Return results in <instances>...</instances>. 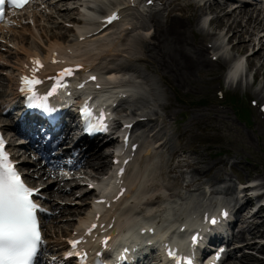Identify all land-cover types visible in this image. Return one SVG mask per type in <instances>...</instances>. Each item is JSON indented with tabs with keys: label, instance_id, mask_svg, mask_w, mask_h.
Here are the masks:
<instances>
[{
	"label": "rangeland",
	"instance_id": "rangeland-1",
	"mask_svg": "<svg viewBox=\"0 0 264 264\" xmlns=\"http://www.w3.org/2000/svg\"><path fill=\"white\" fill-rule=\"evenodd\" d=\"M78 3L71 2L70 4L77 5ZM80 3L86 9L88 8L87 2L81 0ZM63 8L64 6L61 5L51 8L49 11L53 16L49 17L47 22L41 25L38 30L33 31L32 36L20 39L21 34H14L12 40L16 45L15 51L20 48L24 49V46L43 49L53 40L67 36L69 31L63 27L61 20L69 15H76V10H64ZM242 9L255 10L256 12H252L253 15L259 13L258 16L261 21H248V16L234 12L235 15L229 16L228 22H226V19H222L221 13L218 12L211 22L207 20H203L199 24L197 22L199 29H195L196 22L194 20L188 22L185 17L180 16L170 17L176 20H167L164 16L160 17L162 23L160 28L166 30L172 26L177 32H185L191 38V29L201 32L203 30L209 32L215 30L216 32L222 30L221 26L229 25L231 27L230 32L234 33L233 37H229V32L225 29L224 34L217 33L213 39V47L222 55L221 62L228 64L227 69H223L219 64L211 67L204 66V71H195V73L190 74L181 67L175 71L172 68L168 69L157 50L148 51L146 49V46L149 45L150 48L152 43H156L154 37L158 35L155 26L151 27V25L148 28L142 27L132 34L134 37L146 39V42L143 40L145 42L144 47L142 48L140 45L136 48L135 43L130 40L131 36H129L127 50L121 57L122 62L130 60L133 62L134 55L140 58L139 61L137 60L135 69H129L131 77L125 73L127 70L124 71L125 77L131 78L141 89L138 94V104L129 103L125 105L127 112L137 110V112L176 117L177 123H179L178 128L183 126L181 131H183L182 136L185 141L186 156L180 163L194 162L191 165L200 170V174L194 176L191 174L190 168H187L185 177L191 180L200 178L195 182L199 191L205 187L210 192L203 197V201L210 200L215 194L220 196L222 190L229 186L238 185L239 180L253 179L256 184L261 183L260 178L264 174V120L258 121L255 113L250 110L248 105L249 92L246 89L247 85L255 86L259 92V100L264 99V2L257 4L256 7L245 5ZM168 31L169 29L164 31L166 35ZM152 34L153 40L150 39ZM161 35L162 33L159 37ZM195 39L197 42L199 41L198 38ZM139 49L141 53L135 54L134 52L139 51ZM255 49L258 50L254 51ZM236 61L241 64V72L239 71L233 79L226 78V84L235 87L233 94L235 99L231 100L224 110H216L213 105L215 102L213 94L215 85ZM114 65L118 68L117 70H121L118 63ZM154 70L164 76L163 83H158L155 80L152 75ZM252 74H254L253 78L251 77ZM252 79H254V83H251ZM122 115L119 111L117 117ZM165 136L167 137V145L163 147L166 152L164 161L176 153L173 141L176 139L177 131L172 127ZM218 169L223 170V174L217 180L211 179L212 173ZM97 172H99V168L94 166L89 169L87 175L97 174ZM167 172L175 173V168L174 171L167 168ZM173 179V175L166 174L165 182L169 187L172 186ZM255 193L256 189H252L250 194ZM61 194L63 199L70 204L64 206V213L51 221V228L48 229L49 234H52L53 230L67 228L68 223L75 222V218L79 216L78 212H82L87 207V205L79 204V200L72 199L73 192L72 194L66 192ZM234 195L233 192L231 197ZM249 220L251 222L248 226L254 229V233L260 236L264 235V209L261 208ZM261 244H263L262 239H257L256 245L247 249L249 253L243 254L242 251L238 253L233 264H258L259 261L264 264V252L260 249V253L256 251ZM255 253L258 254V257L254 256Z\"/></svg>",
	"mask_w": 264,
	"mask_h": 264
},
{
	"label": "snow or ice",
	"instance_id": "snow-or-ice-1",
	"mask_svg": "<svg viewBox=\"0 0 264 264\" xmlns=\"http://www.w3.org/2000/svg\"><path fill=\"white\" fill-rule=\"evenodd\" d=\"M28 2L29 0H0V20L4 19L6 4L12 8H23ZM115 18V15L110 17L108 22ZM33 63L42 67L38 59ZM66 74L70 75L71 70L61 73ZM40 83L42 81L35 76L23 77L21 91L28 94L29 107L49 113L52 109L48 105V99L56 93L57 87H53L44 95H39L36 86ZM82 115L87 122V130H107L103 114L95 124L90 123L93 115L87 107L82 110ZM38 194L39 189L29 188L24 183L21 174L5 151V141L0 137V264H32L37 255L42 236L36 214L45 211L32 199ZM210 222L215 224L216 220L212 219ZM195 241L196 237H193V242ZM70 243L75 246L77 242ZM170 255L176 258L174 253ZM176 259L177 264H190V261Z\"/></svg>",
	"mask_w": 264,
	"mask_h": 264
},
{
	"label": "bare ground",
	"instance_id": "bare-ground-1",
	"mask_svg": "<svg viewBox=\"0 0 264 264\" xmlns=\"http://www.w3.org/2000/svg\"><path fill=\"white\" fill-rule=\"evenodd\" d=\"M106 1H110L112 3L111 0H106ZM245 14H247L248 16L247 17L248 21H259V22L261 21L260 17L249 14L248 11H245ZM153 20L155 21L156 28H159L160 25L159 22H157V20H159L158 14L155 15L152 14L151 21ZM156 32L158 33V35L155 37L156 43L152 44L153 47L151 49L157 50L158 53H160L168 69L172 68L175 71L177 70L178 67H181L188 74L195 73V71L199 72L205 70L203 66L204 64H206V62L204 59L205 55L203 49H201L200 47L198 49H194L192 47L189 48L187 44L188 43L192 44L194 39L190 38L189 35H187V33L177 32L172 26H169V31L167 35L162 29H159ZM160 33H162L161 37H159ZM56 43H49L50 46L49 45L48 46L54 47ZM72 51L74 50L72 49ZM27 52L28 51H26V53ZM213 64L214 63H211L212 66ZM240 66H241L240 62L236 61L229 70L228 76L230 78L235 77L240 71ZM95 161L97 167H101L104 164L103 157H97ZM85 164L91 167V163H89L88 160H85ZM220 172L222 171L215 170L212 174V179L218 177ZM193 173H195V175H198V169L195 168ZM140 186L141 183L139 182L136 189H139ZM137 198L138 197H135V200ZM260 250H264V246H261Z\"/></svg>",
	"mask_w": 264,
	"mask_h": 264
}]
</instances>
